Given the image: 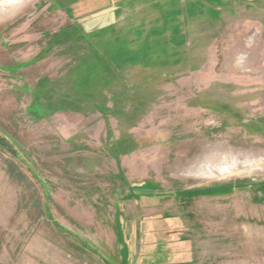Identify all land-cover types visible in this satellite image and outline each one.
Here are the masks:
<instances>
[{
  "label": "rangeland",
  "instance_id": "374dc122",
  "mask_svg": "<svg viewBox=\"0 0 264 264\" xmlns=\"http://www.w3.org/2000/svg\"><path fill=\"white\" fill-rule=\"evenodd\" d=\"M0 264H264V0H0Z\"/></svg>",
  "mask_w": 264,
  "mask_h": 264
},
{
  "label": "bare ground",
  "instance_id": "6f19581e",
  "mask_svg": "<svg viewBox=\"0 0 264 264\" xmlns=\"http://www.w3.org/2000/svg\"><path fill=\"white\" fill-rule=\"evenodd\" d=\"M231 165V164H230ZM228 170H224V169H218V170H214V169H210L209 171H206V172H201V173H197L200 177H207V178H211V172L213 173H217V175L221 176V175H225V174H228L227 172Z\"/></svg>",
  "mask_w": 264,
  "mask_h": 264
},
{
  "label": "crops",
  "instance_id": "0c3cea01",
  "mask_svg": "<svg viewBox=\"0 0 264 264\" xmlns=\"http://www.w3.org/2000/svg\"><path fill=\"white\" fill-rule=\"evenodd\" d=\"M135 31H137V30H134V32H132V35L131 34H128L127 33V35L126 34H122V36H136V35H138ZM161 35H163V34H161ZM121 36V35H120ZM147 36V35H146ZM148 36H159V35H157V34H149Z\"/></svg>",
  "mask_w": 264,
  "mask_h": 264
}]
</instances>
